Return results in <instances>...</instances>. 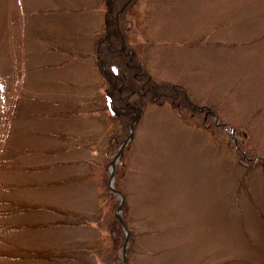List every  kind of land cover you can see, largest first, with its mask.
I'll use <instances>...</instances> for the list:
<instances>
[{
    "label": "rangeland",
    "instance_id": "1",
    "mask_svg": "<svg viewBox=\"0 0 264 264\" xmlns=\"http://www.w3.org/2000/svg\"><path fill=\"white\" fill-rule=\"evenodd\" d=\"M107 19L104 0H0V264L63 246L41 208L91 216L131 130L117 163L129 264H264V0L132 2L119 27L134 84L156 91L130 96L129 123L106 109Z\"/></svg>",
    "mask_w": 264,
    "mask_h": 264
},
{
    "label": "trees",
    "instance_id": "2",
    "mask_svg": "<svg viewBox=\"0 0 264 264\" xmlns=\"http://www.w3.org/2000/svg\"><path fill=\"white\" fill-rule=\"evenodd\" d=\"M104 1L107 8L108 29L105 35L107 42L106 45L100 49V57L105 61L108 73L102 72V75L114 85L113 90L120 87V82H124V86L116 90L110 96V102L114 103L116 110H113L111 107H107L106 109H110L120 121L129 123L133 119L132 112L135 110V105L130 102V96L133 95L134 92L140 96L149 95L150 93L154 96L156 86L150 75H145L146 83L141 84V86H136L134 84L135 80H138V78L142 76L143 69L134 62V53L131 50L122 48V45L125 43V35L118 26L116 18V15L127 0ZM130 5L131 4L125 8L124 12ZM124 12L120 15V18L123 16ZM167 89L168 91L165 94V98L175 99L179 93L178 89H175V87ZM125 91H127L126 95H124ZM169 92L171 94H169ZM184 97L186 98V94ZM187 102L188 100L186 99V103ZM188 106L193 109L191 103H188ZM122 161H124V158L121 159V162ZM109 162L110 161L106 162L103 167L105 199L98 205L97 210H95L91 216L85 211L66 209L59 205H48L47 207L41 208L42 211L51 214L48 216L49 219L45 221L44 228L51 229V231H54L55 235L64 234V231H66L68 235L65 236L64 240L59 239L62 242L61 245H63L60 249L54 252H50V250L39 252L37 257L39 262L42 264H122L119 258V248L121 243L125 242L126 239L124 227H127L133 238L135 237V232L130 227L128 219V202H125L122 210V220L116 215V209L119 206L116 203L119 201V197L108 185L109 170H107V168ZM88 163L92 165L94 161L89 160ZM119 169V165H116L115 188L125 194L117 185ZM92 178L93 174L88 173L82 181H90ZM91 226L99 231L98 235H100L102 231L104 235L101 233L99 238L88 242L81 240L80 242L76 241L75 230L82 227L90 228ZM78 237L79 236H77V239H79ZM55 238L58 239L59 237ZM72 239L74 243L71 242ZM68 242L73 244L67 247Z\"/></svg>",
    "mask_w": 264,
    "mask_h": 264
},
{
    "label": "water",
    "instance_id": "3",
    "mask_svg": "<svg viewBox=\"0 0 264 264\" xmlns=\"http://www.w3.org/2000/svg\"><path fill=\"white\" fill-rule=\"evenodd\" d=\"M125 7V6H124ZM124 7L122 8V10L120 11V13L123 11ZM101 67L104 71L105 70V62L103 60H101ZM133 136V131L131 130L130 131V135L128 137V139H126L120 146L119 148V152L118 154L116 155V157L113 159V161L111 162V165H110V168H109V172H110V178H109V187L115 191L117 193V195L119 196L120 198V207L119 209L117 210L116 212V215L117 217L122 220V215H121V211H122V208L124 207V204H125V201H124V196L121 192L119 191H116L115 189V186H114V183H115V166L116 164L118 163L119 159L122 157V154H123V149L124 147L129 143V141L131 140ZM125 232H126V241L125 243L123 244L122 246V252H123V259H124V264H129L128 263V260H127V248H128V240H129V237H130V232L128 231L127 227L125 226Z\"/></svg>",
    "mask_w": 264,
    "mask_h": 264
}]
</instances>
